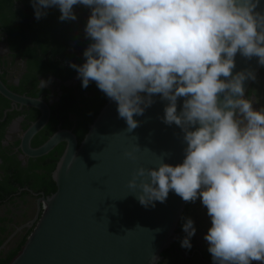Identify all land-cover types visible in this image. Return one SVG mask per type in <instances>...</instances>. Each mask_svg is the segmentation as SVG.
Instances as JSON below:
<instances>
[{"label": "clouds", "instance_id": "9594fccd", "mask_svg": "<svg viewBox=\"0 0 264 264\" xmlns=\"http://www.w3.org/2000/svg\"><path fill=\"white\" fill-rule=\"evenodd\" d=\"M30 2L37 20L53 6L61 21L77 19L75 5L90 8L85 60L69 66L82 87L94 81L116 102L129 130L156 94L167 101L161 119L181 129L184 157L172 164L161 155L156 166L136 169L128 186L139 203L155 207L170 191L199 199L211 221L204 239L213 264H264V106L254 108L245 95L244 82L256 73L233 74L238 52L264 66L261 0ZM50 82L39 79V87ZM181 221L180 245L191 249L195 221Z\"/></svg>", "mask_w": 264, "mask_h": 264}, {"label": "water", "instance_id": "95a60500", "mask_svg": "<svg viewBox=\"0 0 264 264\" xmlns=\"http://www.w3.org/2000/svg\"><path fill=\"white\" fill-rule=\"evenodd\" d=\"M257 11H264V0ZM233 74L261 66L258 57L239 52ZM222 79H226L221 77ZM253 80L244 82L245 95ZM0 90L7 95L2 87ZM10 98L44 110L43 118L27 133L28 141L47 119L39 100ZM183 97L178 101V111ZM129 130L110 98L78 144L69 132H58L33 154L42 155L66 142L53 174L56 190L43 202V211L20 251L8 264H158L170 247L188 202L170 191L166 202L144 207L131 193L128 181L136 169L151 168L159 156L177 164L183 160V133L161 117L167 101L159 94ZM131 151L136 159L125 155ZM158 257V259H155Z\"/></svg>", "mask_w": 264, "mask_h": 264}, {"label": "flooded vegetation", "instance_id": "af4514ba", "mask_svg": "<svg viewBox=\"0 0 264 264\" xmlns=\"http://www.w3.org/2000/svg\"><path fill=\"white\" fill-rule=\"evenodd\" d=\"M76 20L59 19L53 6L37 20L30 0H0V264H8L24 245L43 211V202L56 190L53 178L66 142L35 155L58 132L71 133L77 143L87 122L107 96L93 81L87 88L69 62L82 64L89 44L84 27L90 8L75 5ZM6 49V50H5ZM51 82L39 87V79ZM39 100L47 119L25 137L44 116V110L9 97ZM246 96L254 108L264 106V66ZM188 216V213L187 215ZM179 221L173 243L158 264H213L198 234L191 249L180 245ZM162 253V254H163Z\"/></svg>", "mask_w": 264, "mask_h": 264}, {"label": "rangeland", "instance_id": "374dc122", "mask_svg": "<svg viewBox=\"0 0 264 264\" xmlns=\"http://www.w3.org/2000/svg\"><path fill=\"white\" fill-rule=\"evenodd\" d=\"M188 217H191L195 221V227L197 228L196 234L201 238L202 244L205 248H208V242L204 239V234L210 227L211 221L207 215V209L197 199L188 211ZM252 264H261L260 261H252Z\"/></svg>", "mask_w": 264, "mask_h": 264}, {"label": "trees", "instance_id": "16d2710c", "mask_svg": "<svg viewBox=\"0 0 264 264\" xmlns=\"http://www.w3.org/2000/svg\"><path fill=\"white\" fill-rule=\"evenodd\" d=\"M108 99H109V98L107 97V99H106V100L100 105L99 109L96 110V111L94 112V115L89 119V121L87 122V124H86V126H85V128H84V130H83V132H82V134L78 136V144H79V143L81 142V140L84 138L85 134L87 133V131H88V129H89V126L92 124L94 118H95L96 115L99 113L100 109H101L102 106L107 102ZM193 203H194V202H188V204H187V206H186V208H185V211H184V213H183V216H186V215H187V213H188V211H189V209H190V207L192 206ZM163 256H165V253L162 254V257H163ZM13 257H14V256H13Z\"/></svg>", "mask_w": 264, "mask_h": 264}]
</instances>
